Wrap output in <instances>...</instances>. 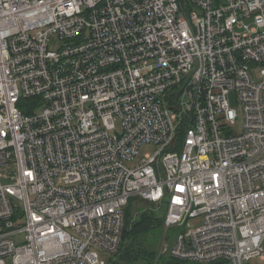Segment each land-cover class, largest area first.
I'll use <instances>...</instances> for the list:
<instances>
[{
	"label": "built area",
	"instance_id": "obj_1",
	"mask_svg": "<svg viewBox=\"0 0 264 264\" xmlns=\"http://www.w3.org/2000/svg\"><path fill=\"white\" fill-rule=\"evenodd\" d=\"M9 165L0 264H105L132 199L179 264L264 260V0H0Z\"/></svg>",
	"mask_w": 264,
	"mask_h": 264
},
{
	"label": "trees",
	"instance_id": "obj_2",
	"mask_svg": "<svg viewBox=\"0 0 264 264\" xmlns=\"http://www.w3.org/2000/svg\"><path fill=\"white\" fill-rule=\"evenodd\" d=\"M24 111L26 113L32 112L28 108ZM138 202L132 199L125 207L123 240L118 253L110 257V264H134L139 260L153 264L157 256V251L151 248L152 245H147L144 239L155 230L164 228L165 214H157L156 208L152 206L139 209ZM161 262V264H179L180 261L166 255Z\"/></svg>",
	"mask_w": 264,
	"mask_h": 264
},
{
	"label": "rangeland",
	"instance_id": "obj_3",
	"mask_svg": "<svg viewBox=\"0 0 264 264\" xmlns=\"http://www.w3.org/2000/svg\"><path fill=\"white\" fill-rule=\"evenodd\" d=\"M63 44V41H61L59 39L58 36H54L52 38V41L50 42V49L51 50H57L61 45ZM257 78L261 77L260 72L257 74L256 76ZM234 99V97L232 96V100ZM238 112H241V108L240 106L236 105ZM242 117L239 115L238 119L236 120V123L233 125V128L235 129L236 132H241L242 131ZM157 149V145L154 143H149V144H144L141 149H140V154L145 156L148 154H152L153 152H155ZM10 168H8L7 166H3L0 167V172H6V171H11L12 167L11 165H9ZM155 207L156 208V213L159 215H163L165 212V207L162 208H158L157 206H155V204L152 203H146L145 201H141L138 204L139 209H143V208H148V207ZM198 221H200V219H198ZM191 222L194 224L197 222L194 220H191ZM179 230L176 229L175 227H171V228H162L160 230H155L154 232L150 233L149 235H147L144 239L145 243L149 246H151L152 249H155L157 251V257L160 256L161 260L162 258L168 254V252L170 251L171 247L174 244L175 238L178 234ZM110 257L111 255L109 254H101V258L105 260V264H110ZM5 262L6 264H14L13 262V258L12 256H6L5 258ZM124 264V263H122ZM134 264H147V262H145L144 260H139L137 262H135ZM189 264H198V263H194V262H190ZM200 264H213L211 262H202ZM224 264H230L229 262L225 261ZM249 264H264V260L261 258H256L253 259Z\"/></svg>",
	"mask_w": 264,
	"mask_h": 264
},
{
	"label": "water",
	"instance_id": "obj_4",
	"mask_svg": "<svg viewBox=\"0 0 264 264\" xmlns=\"http://www.w3.org/2000/svg\"><path fill=\"white\" fill-rule=\"evenodd\" d=\"M192 74L188 75V77L186 78L185 82L183 83L182 87L177 91V92H181L183 91L185 85L187 84L188 80L190 79ZM213 264H223V262H216V263H213Z\"/></svg>",
	"mask_w": 264,
	"mask_h": 264
}]
</instances>
